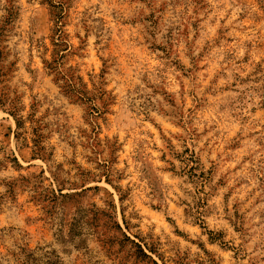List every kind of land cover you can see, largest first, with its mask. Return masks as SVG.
I'll return each mask as SVG.
<instances>
[{"label":"rangeland","instance_id":"1","mask_svg":"<svg viewBox=\"0 0 264 264\" xmlns=\"http://www.w3.org/2000/svg\"><path fill=\"white\" fill-rule=\"evenodd\" d=\"M48 1L0 0V264H264V0Z\"/></svg>","mask_w":264,"mask_h":264},{"label":"trees","instance_id":"2","mask_svg":"<svg viewBox=\"0 0 264 264\" xmlns=\"http://www.w3.org/2000/svg\"><path fill=\"white\" fill-rule=\"evenodd\" d=\"M44 1H47V0H44ZM49 2V6H50V10H51V14H52V18L54 20V24H55V40H61V38L64 36L63 35V30H62V27L64 25V17L66 16L65 15V11H66V6L63 2L60 1H57V2H53V1H48ZM56 46L58 45H62L61 43L58 44V43H55ZM66 45V44H65ZM57 55H59L58 52H56ZM60 58H62V56H57ZM59 59L58 58H55L53 60V62H47L48 64V67H50L51 70L57 68V66L59 65ZM61 75V73H58ZM59 75V76H60ZM60 78L63 80V89H64V92L66 95L68 96H72V95H76L77 97L79 96V92L77 91L76 89V86L73 82V77H66V76H60ZM23 124V121L22 119H17V125H18V128L21 127ZM35 146L37 147L36 150L37 151H40L43 149V147H41L39 145V143L37 141H35ZM35 149V148H34ZM118 228H120L119 225H117ZM142 254L146 255L142 249L140 251Z\"/></svg>","mask_w":264,"mask_h":264}]
</instances>
